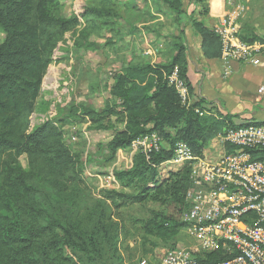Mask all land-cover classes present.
<instances>
[{"label": "rangeland", "instance_id": "rangeland-1", "mask_svg": "<svg viewBox=\"0 0 264 264\" xmlns=\"http://www.w3.org/2000/svg\"><path fill=\"white\" fill-rule=\"evenodd\" d=\"M59 1L61 14L78 17L79 22L61 33L52 47L38 95L31 109L19 118L17 129L29 133L51 122L60 131L71 162L63 163L59 169L48 159L51 154L6 150L0 153V172L7 164L19 166L31 174L32 180H40L41 195L54 196V204L45 199V206L53 204L68 221L66 230L49 233L41 240L61 241L60 249H54L60 255H49L47 262L41 264H139L143 258L157 264L158 252L192 240L183 227L174 237L148 235L147 222L154 212L181 221L188 208L169 199L137 201L135 196L142 189L138 181L123 187L116 172L131 168L134 155L143 148L132 144L112 153L109 144L125 129L126 119L121 101L114 103L110 91L114 75L129 64L170 62L179 44L187 56L191 40L199 42L202 38L196 24L204 23L198 21L195 13H188L186 3L191 0L182 1L180 12L165 0ZM238 3L246 6L239 22L240 26L246 24L248 34L254 25L264 28V0ZM4 39L5 32L0 28V44ZM109 100L110 107H116L118 113L107 115L98 123L83 115L85 108L102 113ZM170 131L176 133L175 128ZM160 138L163 146L169 148L170 141ZM179 167H158L160 179ZM108 191L114 193L110 196Z\"/></svg>", "mask_w": 264, "mask_h": 264}, {"label": "trees", "instance_id": "trees-1", "mask_svg": "<svg viewBox=\"0 0 264 264\" xmlns=\"http://www.w3.org/2000/svg\"><path fill=\"white\" fill-rule=\"evenodd\" d=\"M165 1L173 10L181 11L183 0ZM78 22V17L61 14L59 0H0V28L5 32V39L0 44V153L14 150L18 154H51L48 159L57 167L71 162L61 133L51 122L39 125L29 133L19 132L17 127L19 118L31 109L38 95L52 47L61 33L73 29ZM196 27L202 37L204 56L221 58L219 36L202 23ZM240 36L250 43L264 42L255 34L246 36L241 33ZM175 70L186 81L192 94L186 51L180 44L170 62L133 63L114 75L110 93L114 103L121 101L126 125L114 136L109 147L115 154L119 149L131 147L137 138L150 132L168 139L169 148L163 146L152 152L150 159L143 151L137 152L132 167L120 170L116 175L123 187L135 181L142 183L141 191L135 196L141 203L150 199L157 202L169 199L188 208L186 192L191 185V167L184 164L160 179L159 165L173 158L178 141L188 143L195 154L201 155L204 147L219 133L237 124L233 115L209 108L202 100L190 106L184 104L180 93L169 81ZM111 102H107L102 113L85 108L83 115L98 123L107 115L118 113L116 107H110ZM197 108H205L208 112L200 115ZM71 111H77V108ZM171 128H175L176 133L173 134ZM253 156L264 159V149L253 151ZM149 182L153 185L148 186ZM42 188L40 180H32L31 174L19 166L7 164L0 172V264H41L47 262V256L58 254L54 249L60 247L61 241L41 240L49 233L66 230L68 221L53 205V194L41 195ZM112 193L114 191H108L107 195ZM115 193L122 195V192ZM45 199L53 204L46 207ZM184 225L182 220L154 212L145 230L148 235L174 237ZM225 257L226 250L221 245L209 254L207 262Z\"/></svg>", "mask_w": 264, "mask_h": 264}, {"label": "built area", "instance_id": "built-area-1", "mask_svg": "<svg viewBox=\"0 0 264 264\" xmlns=\"http://www.w3.org/2000/svg\"><path fill=\"white\" fill-rule=\"evenodd\" d=\"M245 11V4L233 1L226 18L213 28L222 43L226 76L232 74L233 62L261 64L262 43H250L240 36L239 19ZM169 81L190 106L189 87L177 70ZM257 94L264 100V86L258 87ZM196 111L200 115L208 112L205 108ZM236 124L219 133L201 155L188 143L178 141L173 158L159 165L191 167L188 209L182 221L192 241L158 252L157 264H264V159L253 156V151L264 149V121ZM133 146H142L150 159L152 152L161 150L163 141L153 132L137 138ZM221 245L227 257L207 262L209 254ZM139 264L150 263L143 258Z\"/></svg>", "mask_w": 264, "mask_h": 264}, {"label": "crops", "instance_id": "crops-1", "mask_svg": "<svg viewBox=\"0 0 264 264\" xmlns=\"http://www.w3.org/2000/svg\"><path fill=\"white\" fill-rule=\"evenodd\" d=\"M233 1L238 3L239 0H191L186 4L189 14L195 13L198 21L213 29L226 18ZM245 25L240 26L239 22L240 34L247 36ZM254 27L251 34L264 40V28ZM259 58L260 65L233 62L232 74L226 76L221 58L208 59L204 56L202 38L199 42L191 40L187 50L188 77L193 88L191 102L202 100L206 106L215 107L222 114L233 115L236 123L250 119L264 121V100L257 94L258 87L264 86V42Z\"/></svg>", "mask_w": 264, "mask_h": 264}]
</instances>
